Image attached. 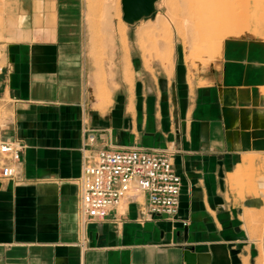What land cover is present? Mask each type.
I'll use <instances>...</instances> for the list:
<instances>
[{"label": "crops", "instance_id": "obj_1", "mask_svg": "<svg viewBox=\"0 0 264 264\" xmlns=\"http://www.w3.org/2000/svg\"><path fill=\"white\" fill-rule=\"evenodd\" d=\"M23 1L22 38L7 44L0 65V100L15 112L0 141L25 143L17 174L0 178V264H243L251 242L243 216L260 210L264 196L246 188L240 195L234 178L245 155L260 154L254 166L264 156L257 93L263 43L233 41L222 65L199 78L204 82L190 87L181 79L164 118L144 117L141 130L115 134L96 128L87 106L78 2ZM130 144L174 151L181 177L176 217L140 220L138 204L128 200L106 219L84 224L82 163L99 148ZM258 222L264 231V209ZM187 248L193 263L185 261Z\"/></svg>", "mask_w": 264, "mask_h": 264}, {"label": "rangeland", "instance_id": "obj_2", "mask_svg": "<svg viewBox=\"0 0 264 264\" xmlns=\"http://www.w3.org/2000/svg\"><path fill=\"white\" fill-rule=\"evenodd\" d=\"M75 1L80 7L82 42L87 58V106L96 128H109L115 134L141 130L144 117L164 118L168 108L174 105L176 90L185 77L190 87L204 82L199 78L222 65L233 41H258L264 47V0H186L185 35L174 23L182 16L179 5L183 0H177L178 6L179 2L173 0H156L150 15L131 24L122 18L121 0ZM170 1L174 2V7ZM23 3V0H0V65L4 62L7 44L22 38ZM142 25L151 34L140 43L137 31ZM111 26L119 33L125 29L126 39L120 38L119 33L111 36ZM169 46H172L170 52ZM123 54L128 55L129 65L125 71L132 74L131 82L125 74L123 77ZM262 77L257 93L264 117V71ZM4 102L0 100V131L10 119H15L14 110ZM262 125L264 127V120ZM256 156L261 159L260 154L245 155L247 165L235 172L234 189L240 195L246 188L264 196V187H257L255 182L264 181V156L262 163L254 166ZM229 174L226 175L228 187ZM262 202L260 210L245 211L243 216L251 239L250 256L243 264H257L264 256V231L258 224L264 209V200Z\"/></svg>", "mask_w": 264, "mask_h": 264}, {"label": "built area", "instance_id": "obj_3", "mask_svg": "<svg viewBox=\"0 0 264 264\" xmlns=\"http://www.w3.org/2000/svg\"><path fill=\"white\" fill-rule=\"evenodd\" d=\"M94 134H88V141ZM25 143L20 138L0 141V178L17 174L15 163ZM174 151L168 147L139 144L99 148L84 161L78 182L79 210L84 224L99 222L128 200L138 204L140 220L164 217L173 220L179 208L181 177L173 166ZM186 222H183L185 225Z\"/></svg>", "mask_w": 264, "mask_h": 264}, {"label": "water", "instance_id": "obj_4", "mask_svg": "<svg viewBox=\"0 0 264 264\" xmlns=\"http://www.w3.org/2000/svg\"><path fill=\"white\" fill-rule=\"evenodd\" d=\"M156 0H121L122 18L127 23H134L144 16L150 15L155 9ZM184 238H187V230L184 229ZM192 248L185 249V261L193 263L196 256Z\"/></svg>", "mask_w": 264, "mask_h": 264}, {"label": "bare ground", "instance_id": "obj_5", "mask_svg": "<svg viewBox=\"0 0 264 264\" xmlns=\"http://www.w3.org/2000/svg\"><path fill=\"white\" fill-rule=\"evenodd\" d=\"M173 1H176V3L177 2H179V1H177V0H173ZM10 2V1H9ZM14 2V1H13ZM174 3V2H173ZM172 3V1H170V4L173 6V5H175V4H173ZM180 4V2L178 3V4H176L177 6ZM15 6V5H14ZM171 6V7H172ZM179 6H182V7H179V12H180V8H182V11H181V14H182V16H178V14H177V18L176 19H178V20H176L174 23H175V26L180 30V32H182L184 35L186 34V0H183V2H182V5H179ZM174 7V6H173ZM173 7H172V10H173ZM207 7H208V5H207ZM18 8V7H17ZM16 9V8H15ZM171 9V8H170ZM176 9V8H175ZM178 10V9H177ZM177 10H175V11H177ZM177 13V12H176ZM176 13H175V15H174V17L176 16ZM172 14V13H171ZM170 14V15H171ZM174 17L172 16V18L174 19ZM182 19V20H181ZM164 22V21H163ZM172 23V22H171ZM192 27V26H191ZM20 31V30H19ZM21 32V31H20ZM114 33L115 34H118L119 32L117 31L116 32V30H115V27L114 26H111V31H110V34H111V36H113L114 35ZM170 33H171V31H170ZM20 34V33H19ZM151 34V31H149L148 30V28H146V27H144L143 25L138 29V31H137V37H138V39L137 40H139V42L141 43V41H142V39L143 38H145L146 36H148V35H150ZM20 35H22V34H20ZM118 35H120L121 37L120 38H123V39H126V32H125V29H124V32H120ZM112 39V38H111ZM113 41V40H112ZM125 41V40H124ZM113 50L115 51V47H116V44H114L113 46ZM164 48V47H163ZM166 48V47H165ZM164 48V49H165ZM168 48V47H167ZM165 49V50H168V49ZM127 49V48H126ZM125 49V50H126ZM170 49H171V51H172V46H171V48H170V46H169V52H170ZM128 58V57H127ZM125 77H126V79L129 81V82H131V80H132V74L129 72V70H126L125 71ZM238 177V176H237ZM236 181H238L237 179H236ZM238 183V182H237ZM262 256V255H261ZM257 264H264V256H262L261 258H259L258 259V261H257Z\"/></svg>", "mask_w": 264, "mask_h": 264}]
</instances>
